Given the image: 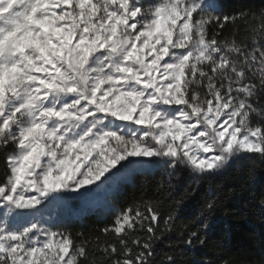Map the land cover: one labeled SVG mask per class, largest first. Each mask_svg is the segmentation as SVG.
<instances>
[{
    "label": "snow or ice",
    "instance_id": "snow-or-ice-1",
    "mask_svg": "<svg viewBox=\"0 0 264 264\" xmlns=\"http://www.w3.org/2000/svg\"><path fill=\"white\" fill-rule=\"evenodd\" d=\"M250 15L222 16L215 0H0V264H154L182 199L163 216L162 200L138 201L100 230L111 240L79 244L47 226L48 205L107 197L160 162L171 180L264 160V48L220 38ZM216 204L210 193L199 227L183 226L184 247L205 244Z\"/></svg>",
    "mask_w": 264,
    "mask_h": 264
},
{
    "label": "trees",
    "instance_id": "trees-1",
    "mask_svg": "<svg viewBox=\"0 0 264 264\" xmlns=\"http://www.w3.org/2000/svg\"><path fill=\"white\" fill-rule=\"evenodd\" d=\"M215 3L222 16L242 12L252 14L247 21L227 23L220 38H231L235 33L237 40L245 39L250 46L264 48V40L252 43L250 31L251 27L264 26L259 15L264 10V0H215ZM211 30L219 31L215 25ZM257 39L260 40L259 36ZM2 167L0 161V169ZM210 193L215 195L217 204L203 217L208 224L206 231L200 230L205 244L184 247L180 240L183 226L188 225L189 230L199 227L196 222ZM156 199L164 202L162 216L175 208L176 201L182 199L183 203L177 209L175 231L164 234L155 242L154 264H161L165 254L173 255L177 264H205V261L210 264H223L224 261L228 264H264V206L260 203L264 199V160L258 155L234 163L214 176L193 175L187 168H177L171 180L169 172L161 167L134 172L130 182L123 183L112 195L105 212H86L57 223L56 227L70 231L77 244L97 236L101 240H111V235L105 237L100 230L112 223L117 212L138 201ZM160 227H163V219ZM77 233L83 236H77ZM136 235L144 237L147 233L138 231ZM88 251L90 258L93 255L101 258L102 254L91 243Z\"/></svg>",
    "mask_w": 264,
    "mask_h": 264
},
{
    "label": "rangeland",
    "instance_id": "rangeland-1",
    "mask_svg": "<svg viewBox=\"0 0 264 264\" xmlns=\"http://www.w3.org/2000/svg\"><path fill=\"white\" fill-rule=\"evenodd\" d=\"M153 159H156V158H153ZM155 167H161L167 170L168 172L170 171L166 167V165H164L162 162L158 164H153L152 166L141 169L139 171H143V170L151 171ZM177 168L182 169L184 167H177ZM130 180H131V176L129 177L127 182H130ZM122 184L118 187V189L115 192L108 195L107 197L101 194L100 196H97L95 198H89L86 196H80L77 193H72V194H66L62 200L50 202L48 207L50 210H52V220L49 222L47 226L56 227L57 223L65 222L68 219L78 217L81 214L90 212V211L105 212L110 205V198L112 197L113 194H115L121 189Z\"/></svg>",
    "mask_w": 264,
    "mask_h": 264
}]
</instances>
